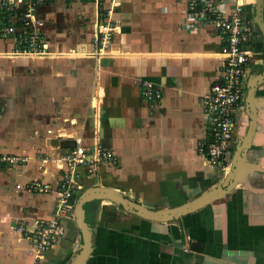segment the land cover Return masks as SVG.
Returning <instances> with one entry per match:
<instances>
[{
    "label": "crops",
    "instance_id": "0c3cea01",
    "mask_svg": "<svg viewBox=\"0 0 264 264\" xmlns=\"http://www.w3.org/2000/svg\"><path fill=\"white\" fill-rule=\"evenodd\" d=\"M242 3L256 25L236 114L230 164L212 166L202 98L222 79L224 35L189 30L187 0H52L40 6L49 54L15 56V36H0V264H72L82 245L78 205L100 188L148 211H170L219 190L178 218L153 220L109 198L80 203L91 232L81 264H264V0ZM261 10V12H259ZM261 13V15H260ZM116 26L105 47L97 28ZM144 82L161 90L142 98ZM110 150L114 159L77 179L64 232L38 254L18 231L50 220L69 172L61 160L77 146ZM33 181L48 183L34 193Z\"/></svg>",
    "mask_w": 264,
    "mask_h": 264
},
{
    "label": "built area",
    "instance_id": "2783aa9c",
    "mask_svg": "<svg viewBox=\"0 0 264 264\" xmlns=\"http://www.w3.org/2000/svg\"><path fill=\"white\" fill-rule=\"evenodd\" d=\"M49 1L52 0H0V36L16 37L18 46L15 56H44L50 53L49 42L42 33V20L38 14L39 7ZM187 3L183 18L187 29L191 31L212 25L224 35L220 51L224 64L222 79L214 83L201 100L208 129V137L202 144L201 151L210 165L226 168L230 164L236 114L245 97V69L251 60L249 48L256 25L245 17L242 3H237L232 11L227 10L223 0H187ZM116 29L111 21L101 23L97 28L96 45H108ZM161 97L159 88L152 82H144L142 98L145 101ZM113 159V153L100 145L93 150L77 146L61 158L68 164L69 172L60 184L53 217L50 220L36 221L33 229L25 226L18 228L24 237L33 242L38 254L52 248L63 235L61 217L71 207L74 188H81L77 179ZM17 160L19 158L16 156L0 155V164L14 163ZM29 189L34 193H47L52 187L48 183L33 181Z\"/></svg>",
    "mask_w": 264,
    "mask_h": 264
},
{
    "label": "water",
    "instance_id": "95a60500",
    "mask_svg": "<svg viewBox=\"0 0 264 264\" xmlns=\"http://www.w3.org/2000/svg\"><path fill=\"white\" fill-rule=\"evenodd\" d=\"M259 9H261V0L259 3ZM259 12H261V10H259ZM260 15H261V13H260ZM259 24H260L262 30H264V23H263L261 18L259 19ZM231 183H232L231 178H229L226 181H224V183L222 185H220L219 190H217L216 192H213L209 195H206L205 197H202L200 199H197L196 201H194L192 204H190L188 206H184V207L174 209V210H170V211H157V212L155 211V212H153V211L144 210L141 207L134 205L132 203H129L128 201L120 198L118 195H114L112 192L106 194L100 188L91 190V192L89 193L90 195H85L83 197V199L79 202V205L83 201L88 200L90 198H104V197H106V198H109V199L115 201L116 203L120 204L121 206H123L127 210L134 212V213H136V214H138L144 218L153 219V220L173 219V218H178L180 216H183L184 214L189 213V212L203 206L204 204L208 203L210 200L219 196L223 192H228V189H230ZM79 205L77 206L78 207L77 214H78V223L81 227L82 245H81L79 255L72 262V264H81L86 259L88 252H89V249H90V243H91V232H90L86 222H84L83 219L81 218L83 213H82V209Z\"/></svg>",
    "mask_w": 264,
    "mask_h": 264
}]
</instances>
